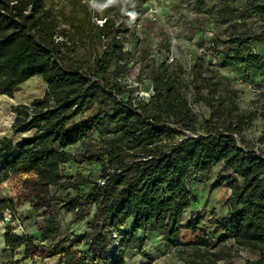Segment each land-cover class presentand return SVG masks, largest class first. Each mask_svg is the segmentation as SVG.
Listing matches in <instances>:
<instances>
[{"label": "trees", "instance_id": "1", "mask_svg": "<svg viewBox=\"0 0 264 264\" xmlns=\"http://www.w3.org/2000/svg\"><path fill=\"white\" fill-rule=\"evenodd\" d=\"M208 1L193 0L197 10ZM224 11L236 9L228 4ZM248 16L264 20V0H246L239 27L228 40L216 42H227L225 58L261 70L264 52L250 48L264 35V25L254 32L247 27ZM61 20L68 26L61 28ZM122 29L112 16L102 26L92 23L82 0H67L59 10L46 0H0V96L12 97L35 76L47 84L42 97L13 107L12 130L19 139L0 138V185L13 175L33 174L34 184L49 196L51 187L79 192L90 184L82 194L50 196L51 211L37 237L20 235L7 223L3 251L8 257L0 264H38V259L55 257L62 264H127L125 249L134 242L143 246L145 237L136 233L149 231H158L179 248L182 229L196 230L199 223L197 218L182 223L194 195L192 174L218 164L229 173L219 174L211 188L226 183L231 190L229 211L218 222L219 240L230 238V248L258 254L250 264H264V157L240 135L257 112H238L235 96L222 90L218 71L203 57L190 68L156 64L149 76L153 94L149 99L134 96L135 88L124 77L137 61L125 49ZM78 41L91 45L89 57L76 56ZM190 93L210 109L203 122L192 108ZM79 145V153L70 151ZM80 160L99 164L101 181L72 180L65 174L68 163ZM91 206L95 212L89 231L76 235V242L60 237L59 212L84 219ZM12 207L10 199L0 198V221ZM128 221L130 230L122 228ZM113 233L116 251H110ZM82 244L84 249L79 248ZM193 244L195 255L202 258L197 264H220L227 255L208 250V237L198 236ZM201 248L207 249L209 259L200 255Z\"/></svg>", "mask_w": 264, "mask_h": 264}, {"label": "rangeland", "instance_id": "2", "mask_svg": "<svg viewBox=\"0 0 264 264\" xmlns=\"http://www.w3.org/2000/svg\"><path fill=\"white\" fill-rule=\"evenodd\" d=\"M88 7L91 22L115 17L119 24H123L120 33L125 40V49L134 54L136 64L124 77L128 87H134V96L149 99L153 94V84L149 79L150 73L156 64L167 62L182 64L190 68L197 58L203 57L204 62L212 70L219 73L218 81L224 92L232 93L236 98L238 112L256 111L257 116L250 125L242 126L241 136L245 144L264 157V69L252 70L244 68L241 63L225 58L222 51L227 48L226 41L216 42V38L228 40L240 20L241 10L246 0H209L202 10H197L193 0H82ZM154 1L157 11L152 12L149 5ZM47 5L61 9L67 0H46ZM141 6L139 11L138 6ZM236 9L229 14L224 11L226 5ZM247 27L259 32L264 20L256 16L246 18ZM68 25L62 20L60 27ZM100 26V25H99ZM242 28V27H241ZM251 50L264 52V35L260 40L253 41ZM92 53L91 45L78 41L76 56L89 57ZM209 74H211L209 72ZM47 84L41 76H35L17 87L12 97L0 96V138L8 136L15 141L19 135L12 130L15 118L13 107L18 104H30L33 99L42 97ZM190 102L200 122L210 116L209 107L203 102H197L189 94ZM96 137V134L94 135ZM81 146L71 147L70 151L79 153ZM65 174L72 180L101 181L99 164L85 160L70 162L65 166ZM228 170L218 164L209 172H194L191 178V187L194 195L190 206L182 217V223L187 224L191 218L199 219L196 230L182 229L183 244L179 248L170 246L158 231L138 232L136 236L145 237L142 246L134 242L125 249L127 264H197L202 258L195 255L196 246L193 244L198 236L208 237L211 245L208 250H221L227 253L219 261L220 264H250L258 259V254L249 249L230 248L232 240H219L221 231L219 220L227 215L229 206L227 199L231 190L225 184L211 188V184L219 174L226 175ZM33 174H16L10 180L0 185V198L10 199L13 207L5 212L12 219L15 232L20 235L38 236L45 216L51 211L50 196L64 197L89 190L90 184L82 185L79 192L76 190H62L56 187L49 189V196L33 182ZM90 215L84 219H76L71 213L61 210L58 214L60 222V237L69 236L76 242V235L89 231L88 224L93 218L95 207H89ZM6 223L0 221V261L8 257L4 252L2 232ZM130 230V221L122 225ZM110 251L118 249V238L113 233ZM85 248V244L79 246ZM207 249L201 248L200 255L209 259L211 255ZM19 250L18 257H22ZM148 254L153 259H150ZM27 264H33L31 260ZM38 264H62L58 257L40 260Z\"/></svg>", "mask_w": 264, "mask_h": 264}, {"label": "built area", "instance_id": "3", "mask_svg": "<svg viewBox=\"0 0 264 264\" xmlns=\"http://www.w3.org/2000/svg\"><path fill=\"white\" fill-rule=\"evenodd\" d=\"M150 2H151V0H150ZM154 1H152V4H150L149 5V7H150V10L152 11V12H156L157 11V9H156V6H154ZM96 21L98 22V24L100 25V26H102L103 25V23H104V21H105V19H99V18H97L96 19ZM6 224L7 223H9V224H11V222H12V219H11V217L9 216V215H4V220H3Z\"/></svg>", "mask_w": 264, "mask_h": 264}, {"label": "crops", "instance_id": "4", "mask_svg": "<svg viewBox=\"0 0 264 264\" xmlns=\"http://www.w3.org/2000/svg\"><path fill=\"white\" fill-rule=\"evenodd\" d=\"M4 232V231H3ZM3 232H2V237H3V242H4V236H3Z\"/></svg>", "mask_w": 264, "mask_h": 264}]
</instances>
